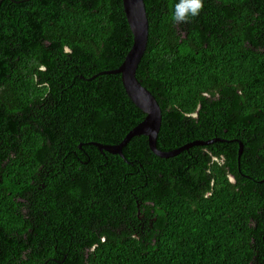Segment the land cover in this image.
Segmentation results:
<instances>
[{"label": "trees", "instance_id": "trees-1", "mask_svg": "<svg viewBox=\"0 0 264 264\" xmlns=\"http://www.w3.org/2000/svg\"><path fill=\"white\" fill-rule=\"evenodd\" d=\"M176 2L145 0L157 148L221 140L168 159L145 136L98 146L146 117L107 73L134 41L123 0L1 2L0 264H264V0L187 24Z\"/></svg>", "mask_w": 264, "mask_h": 264}, {"label": "water", "instance_id": "water-1", "mask_svg": "<svg viewBox=\"0 0 264 264\" xmlns=\"http://www.w3.org/2000/svg\"><path fill=\"white\" fill-rule=\"evenodd\" d=\"M0 1V7L1 2ZM124 12L129 26L133 32V45L127 54L122 65L108 74H119L122 77L124 89L133 103L138 106L146 115L145 119L139 123L118 145L98 144L102 151L123 156V147L134 137L145 136L151 151L161 158H172L194 146H206L213 144L220 139L208 141L197 140L187 143L171 151H162L157 148V138L162 126V109L155 96L142 85L137 78V70L147 50L149 42V19L145 0H123ZM243 152V144L240 143L239 155ZM264 182V180L262 181Z\"/></svg>", "mask_w": 264, "mask_h": 264}, {"label": "clouds", "instance_id": "clouds-1", "mask_svg": "<svg viewBox=\"0 0 264 264\" xmlns=\"http://www.w3.org/2000/svg\"><path fill=\"white\" fill-rule=\"evenodd\" d=\"M203 8V0H177L173 6L171 21L174 24L190 23L192 19L199 16Z\"/></svg>", "mask_w": 264, "mask_h": 264}, {"label": "flooded vegetation", "instance_id": "flooded-vegetation-1", "mask_svg": "<svg viewBox=\"0 0 264 264\" xmlns=\"http://www.w3.org/2000/svg\"><path fill=\"white\" fill-rule=\"evenodd\" d=\"M216 98H219L221 100L224 97L223 96H220V95H216ZM213 139H219V138L218 137H214ZM195 141H197V140H195ZM210 145H212V144H210ZM196 147H200V146H194V147H191V148H196ZM192 152H190L189 154H192ZM223 158L224 157H214L212 159V161L214 162V161H220L221 160V162H223L224 161ZM177 177H180V181H184L185 182V185L183 186V188L185 189V191H189V187L191 185L190 182H191V179L193 178V170H192L191 165L187 167V170H186V174L185 175H181V173H179Z\"/></svg>", "mask_w": 264, "mask_h": 264}]
</instances>
